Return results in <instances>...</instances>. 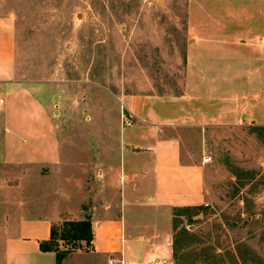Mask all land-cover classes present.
Here are the masks:
<instances>
[{"label":"rangeland","instance_id":"rangeland-1","mask_svg":"<svg viewBox=\"0 0 264 264\" xmlns=\"http://www.w3.org/2000/svg\"><path fill=\"white\" fill-rule=\"evenodd\" d=\"M0 17L14 30L12 83L42 100L60 138L52 166L6 163L0 110V246L22 219L60 229L114 217L126 151L120 98L178 101L192 114L210 93L198 91L201 69L217 81L216 109L233 112L162 132L201 163L206 196L171 210L169 244L176 239L177 264H264V125L251 122L264 108V0H0ZM233 106L246 116L235 120Z\"/></svg>","mask_w":264,"mask_h":264},{"label":"crops","instance_id":"crops-1","mask_svg":"<svg viewBox=\"0 0 264 264\" xmlns=\"http://www.w3.org/2000/svg\"><path fill=\"white\" fill-rule=\"evenodd\" d=\"M198 71V91L208 86L205 89L210 93L209 97L198 96L192 114L177 110L178 101L129 95L120 98L121 113L131 119L122 135L126 151L120 158L123 180L120 179L118 212L112 218L95 219L90 251L76 250L61 264H119L120 259L127 264H173L169 244L171 210L206 203L204 168L199 162L184 159L179 137L163 136L162 132L183 124L200 127L215 124L225 121L233 112L216 109L217 81L211 77L206 81L203 70ZM13 72L14 30L0 17V94L4 99L0 106L2 159L10 164L52 166L60 157V138L49 111L34 91L12 83ZM244 73L247 75L248 71H240L241 75ZM193 86L197 91L196 79ZM219 86L227 89L225 85ZM206 107L212 108V112H207ZM228 109L236 112L235 120L247 114L237 106ZM188 115L191 123L185 122ZM251 118V122L264 125V108ZM130 212L141 222L132 224ZM158 214L163 218H158ZM51 225L48 218H29L5 231L0 264H56L53 252L39 250V244L50 237Z\"/></svg>","mask_w":264,"mask_h":264},{"label":"trees","instance_id":"trees-1","mask_svg":"<svg viewBox=\"0 0 264 264\" xmlns=\"http://www.w3.org/2000/svg\"><path fill=\"white\" fill-rule=\"evenodd\" d=\"M174 209H178V208H174ZM182 209H186V208H182ZM92 239H93L92 222L89 217L79 221H65L61 224L60 229H58L52 223L50 228V237L48 240L42 241L39 244V250L41 252H53L55 254V263L61 264L62 261L68 255H70L72 252H74L79 248L76 245L77 243L83 242L91 247ZM175 241L173 242L172 245V258L174 261L173 263L177 264L175 261H177L178 258L177 256L178 249ZM212 264H220V263L213 262Z\"/></svg>","mask_w":264,"mask_h":264},{"label":"built area","instance_id":"built-area-1","mask_svg":"<svg viewBox=\"0 0 264 264\" xmlns=\"http://www.w3.org/2000/svg\"><path fill=\"white\" fill-rule=\"evenodd\" d=\"M4 104V99L2 98V96H1V94H0V106H2ZM123 117H125V116H123ZM131 119V117H129V118H127V117H125V124L127 125V126H129L130 125V120ZM204 162H208V160L206 159V160H204ZM110 263H112V261H110ZM118 263L119 264H127L123 259H120L119 261H118Z\"/></svg>","mask_w":264,"mask_h":264}]
</instances>
